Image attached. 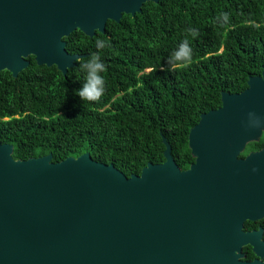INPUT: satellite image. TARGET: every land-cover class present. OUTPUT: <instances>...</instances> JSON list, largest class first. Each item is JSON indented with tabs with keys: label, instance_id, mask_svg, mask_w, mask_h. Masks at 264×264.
<instances>
[{
	"label": "water",
	"instance_id": "1",
	"mask_svg": "<svg viewBox=\"0 0 264 264\" xmlns=\"http://www.w3.org/2000/svg\"><path fill=\"white\" fill-rule=\"evenodd\" d=\"M147 2L159 0H0V72L16 78L33 56L65 75L86 55L64 38L104 34ZM249 112L264 119V68L200 115L187 169L162 137L164 162L131 177L89 153L15 160L0 143L2 264H235L243 222L264 215V149L239 157L264 132Z\"/></svg>",
	"mask_w": 264,
	"mask_h": 264
},
{
	"label": "trees",
	"instance_id": "2",
	"mask_svg": "<svg viewBox=\"0 0 264 264\" xmlns=\"http://www.w3.org/2000/svg\"><path fill=\"white\" fill-rule=\"evenodd\" d=\"M221 13H227L225 21ZM195 28L193 62L178 70L169 57ZM106 40V89L96 103L83 100L80 63ZM69 54L86 55L63 75L55 66L29 65L13 78L0 72V143L15 160L51 154L52 162L89 153L126 177L164 162L165 146L180 170L194 162L189 130L200 115L221 105V92L236 94L264 68V0H159L140 13L107 21L104 34L79 30L64 38ZM264 146V138L249 144Z\"/></svg>",
	"mask_w": 264,
	"mask_h": 264
},
{
	"label": "clouds",
	"instance_id": "3",
	"mask_svg": "<svg viewBox=\"0 0 264 264\" xmlns=\"http://www.w3.org/2000/svg\"><path fill=\"white\" fill-rule=\"evenodd\" d=\"M221 17L227 21L228 14L221 13ZM199 36V31L195 28L186 30L184 39L181 40L177 49L169 57V65L173 69L183 70L191 66L193 62V51L191 40ZM107 46V41L98 39L96 47L98 51L90 55L80 63V71L84 73V84L78 90L77 94L85 101L90 103L98 102L104 95L106 89L107 65L102 59V50ZM248 117H254L247 122L246 127L260 129L264 125V119L258 117L255 113L249 112Z\"/></svg>",
	"mask_w": 264,
	"mask_h": 264
},
{
	"label": "flooded vegetation",
	"instance_id": "4",
	"mask_svg": "<svg viewBox=\"0 0 264 264\" xmlns=\"http://www.w3.org/2000/svg\"><path fill=\"white\" fill-rule=\"evenodd\" d=\"M261 138H264V132L259 140ZM250 143L245 145L244 151L239 155L240 158H245L250 153L264 149V146H262L259 149L252 150L249 147ZM0 264H2L1 250ZM235 264H264V215L261 218L243 222L235 250Z\"/></svg>",
	"mask_w": 264,
	"mask_h": 264
}]
</instances>
